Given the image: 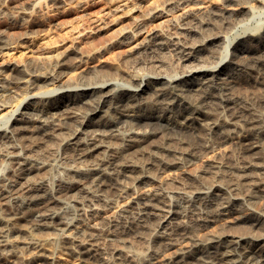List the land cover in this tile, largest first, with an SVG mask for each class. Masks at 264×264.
Listing matches in <instances>:
<instances>
[{
	"label": "bare ground",
	"instance_id": "6f19581e",
	"mask_svg": "<svg viewBox=\"0 0 264 264\" xmlns=\"http://www.w3.org/2000/svg\"><path fill=\"white\" fill-rule=\"evenodd\" d=\"M68 1L0 0V51L9 46L7 28L19 25L32 32L49 19L44 15L49 7ZM185 1L190 3L182 16L186 22H172L167 28L172 48L181 57L171 71H167L172 68L169 62L164 70L151 71L163 66L151 44L161 50L165 47L163 34L152 29L126 53L130 57L144 52V57L131 62V67L122 73L127 83L114 81L110 72L100 66L90 74H80L74 83L47 90L50 94L60 88L49 96L53 106H46L42 94L30 90L59 79L66 62L62 56L42 64L15 67L9 78L0 79V96L19 87L25 92L0 120V264H65L55 253L58 244L82 257L83 262L76 264H93L94 258H103L106 264H264V214L235 216L236 222L243 225L235 226V230L227 228L233 226L229 218L218 229L197 232L222 215L230 216L252 195L264 193V154L250 155L264 144V131L254 124L255 119H264V115L254 112L257 102L264 104V90L257 101L253 94L251 98L230 91L234 79L248 69H264V32L246 34L223 52L225 36L221 28L250 15L253 4L224 0L222 5L205 6L202 0ZM254 1L255 5L264 6V0ZM86 8L83 6L81 11ZM158 12L149 10L146 18L158 16ZM200 15L207 19H199ZM8 18L12 20L9 22ZM215 19L219 20L216 28L211 26ZM144 21L145 18L136 19L131 28L121 33L119 42L132 40L145 27ZM141 65L151 70L141 69ZM30 95L34 99L30 100ZM3 105L6 104L0 101V107ZM218 107L230 110L235 117L245 112L252 115L247 120L251 126L237 135V144L244 153L241 163L226 166L211 159L206 167L190 171L174 184L170 181L161 187L160 182L154 189L135 190V185L151 172L154 162L167 165L173 159L169 157L184 155L186 143L192 145L193 137L198 136L193 130H203V135L205 130L218 131L225 136L226 124L210 115L211 109ZM170 132L182 136L167 134ZM157 135L161 138L153 155L139 150ZM38 148L54 154L63 148L74 163L65 164L54 176L33 179L32 173L50 165L39 160L42 151ZM152 174L155 176L156 172ZM76 188L71 200L64 202L62 197ZM114 191L134 193L130 202L136 207L130 204L118 211L123 218L129 219L131 214V220L119 221L120 228L112 224L114 219L110 222V217L105 223L101 219L95 221L104 207L115 201L109 195ZM195 201L201 215L197 212L198 216H189L174 225L173 220L186 216V206ZM171 223L174 226L170 227ZM256 227L260 228L250 230ZM39 228H52L55 232L44 238L30 235L27 241L21 238L24 245L20 243L17 233ZM129 233L143 238L144 252L128 249L127 245L133 247L137 242L127 237ZM163 240L164 247L179 246L160 257Z\"/></svg>",
	"mask_w": 264,
	"mask_h": 264
},
{
	"label": "rangeland",
	"instance_id": "374dc122",
	"mask_svg": "<svg viewBox=\"0 0 264 264\" xmlns=\"http://www.w3.org/2000/svg\"><path fill=\"white\" fill-rule=\"evenodd\" d=\"M83 1L84 0H69L67 3L62 2V4L57 6L52 5L48 8L47 13L44 12V15L49 19L44 21V23L40 27H38L32 32L26 30L23 26L19 25H12L10 26V28H7L8 31L5 32V36L7 37V41L9 40V46L8 48H5L0 51V79L9 78L11 76V73L13 72V68L15 67H22L30 63L42 64L48 61L58 59L59 57L61 58L62 56V58H64V61L66 62L64 69H62V72L59 76V79L54 83L47 82L45 84H42L40 87H36L30 90V93L37 92L42 94L43 97L41 98H44L43 101H46V106H53V104H50V101H48L49 98H51L49 96L50 94H55L59 92L60 88L56 92H51L50 94L46 92L47 90L53 88L54 85H57L58 87H64L69 83H74L80 74H90V72L95 68L102 67L101 69L110 72V76L114 81L120 84L127 83L128 79L125 74L122 73H124L129 67H131V62L132 64H134V62L139 60V58H142V56L144 57V52L140 51L141 53H137L140 56L136 55L135 53L130 55V57L126 53L130 50L131 47L137 45L140 41H143L152 29H157L163 34L162 40L165 44L164 48L166 51L164 50V48H162L161 50V48H159L157 44H151L153 45V54L157 55L158 57L157 58L156 56H154V58L156 57L157 60L160 59V61L163 63V66L154 67L152 70L148 69L145 65H141L140 68L151 70L153 72L164 70L169 64L172 68L167 71H171L173 70V68H176V66L180 62L181 57L180 53L174 51V49L172 48L173 45L171 43V40H169V33L167 28H169V24H172V22L182 23V19L184 20L183 23L186 22V19L183 17L186 13L188 6H190V3H187L185 0H87L86 3L84 2L83 4V6H87V8L84 11H81V8H83V6L79 5ZM225 2L226 1L224 0H202L201 4L205 6L211 5L213 3L222 5ZM237 2H247L249 4H253L254 8L250 15H247L246 17L240 20L234 21L226 29L223 27L221 28L223 29V35L225 36L223 52L227 51V48L229 49L233 43H236V41H238L246 34H256L264 32V6L255 5L254 0L253 2L252 0H236L235 3ZM149 10H158V16L152 17L151 19L146 18ZM78 13H82V15H79ZM139 18L146 19V21H144L146 22L145 27L142 29V31L137 33V35L130 41H125L123 43L119 42L118 39L121 33L124 32V30L131 28L133 22ZM199 19L206 20L207 17L206 15H200ZM8 20L10 22L12 19L8 18L7 21ZM211 26L215 28L219 27V20L215 19ZM158 50L161 55L157 54ZM135 56L137 58H135ZM161 56L164 58V60ZM247 71L248 72L245 71L244 75L236 77V79L239 78L237 79L238 81L234 79L235 81L232 83L233 85L230 86V91L234 94H243L249 97H251V95L253 94L252 96L256 98L257 101V97L260 96L264 90V69L252 68L248 69ZM233 86H235V88ZM232 87L234 89H232ZM23 90V87H19L17 89H14L12 92L9 90V92L5 96H0V101L6 104L0 107V120L5 117V115L10 111L11 108H14L20 102L23 97V94H25ZM31 97L32 95L28 96L30 100L34 99V97ZM38 99L39 98H37V100ZM262 103L257 102L254 110V112H258V114L260 115H264V104ZM50 110L51 112L52 110L54 111L53 108ZM230 112V110L224 109L222 107L211 109L210 115H212V119L221 120L220 122L226 124L228 130L225 131V133L227 132L225 136H222V134L218 131L209 132L207 130H205L204 136L203 130H197L198 128L193 130L195 131V133H197L198 136L193 137L194 141H191L193 142L192 145H189L191 143H186V147H184L185 149H183L184 155L176 154V156L169 157L170 159L173 158L171 159L173 161H171L173 165L171 163L167 165H161V163L154 162L155 167H151L152 169L149 170L151 172L148 173L151 174L152 177L146 173L148 176L146 175L142 179L143 181L141 180L135 185V190H139V192H142L148 190L149 188L154 189L160 186V182L161 187L163 186V184H166L170 181H173L172 184H174L177 180H182V177H185L188 173H191L190 171L194 172L198 169L200 170L206 167V164L212 160H217L226 166L239 165L243 159L244 153L242 152L240 145L237 144V135L240 134L243 130H246L249 126H251V124L247 123V120L251 119L250 117L252 115L250 112H245L242 113V115L235 117L231 115ZM12 118L13 116L11 117V120ZM255 120L256 121L254 122V124L256 126H259L264 131V119H260V121L258 119ZM167 134H176L177 137L182 136L181 133L176 132H170ZM159 137L161 138V136L159 135H157L153 139L150 138L149 140H147V142L143 143L140 146L141 148L139 147V150H144V152L146 151V155L149 153L153 155L155 153V150L157 149L155 147L158 143H160L158 142V140L160 141ZM37 150L39 152L42 151V157H39V160L42 159L44 161H47L50 165H47V168H41V171L38 170L35 173H32V178L34 176V178H38V176L39 178L42 176H54L55 174H57L58 171L63 169L61 167L65 166V164L67 166H70L72 165V163H74L72 157H70V155H68L63 148H60L55 154L50 152H43L41 148H38ZM263 154L264 144L262 147L256 148L250 155L262 156ZM0 164H2L1 161ZM152 172H156V175L154 176ZM167 177H170L169 181ZM174 178L177 179L175 180ZM76 191L77 188L73 192H70L69 195L63 196L62 200L64 202L70 201V195L75 194ZM109 195L111 197H114L115 201L112 202L111 206L104 207V209L99 214V216H97V219H95V221L101 219L103 223L105 220H111L110 222H112L114 219V223L112 222V224H117L116 226L120 228L122 223H124L126 220H131V214H129L128 219L127 217L123 218V214L119 213L126 205L130 206L131 204V207H136L134 203L132 204L130 202L133 198L132 196L134 195V193L127 192L119 194L114 191L109 193ZM178 200L180 201V198H178ZM196 203L197 202L195 201V203H192V206H186V216L177 217L176 220H173L175 223L174 225H176V223L178 222H181L182 219L188 220L189 216L196 217L198 215H201L199 209H197L199 206H197L198 204L196 205ZM187 208L189 209L188 211ZM249 212H254L256 214H264V193L252 195L245 203L241 204L235 212H231L230 216L224 217L222 215L216 221H213L212 223H209L206 226H199L197 230L200 227L201 228L196 231L199 233H206L209 230L212 231L218 229L221 227V224L223 226V224L227 222L225 220L229 218L231 219V221L229 222L233 223V226L231 224L228 225L227 228L231 227V230H235V226H238L237 228H239L240 224L241 226H243L242 223L236 222V217L243 216L244 214ZM109 217L110 220L108 219ZM119 221H122V223H120ZM152 224H154V222H152L151 225ZM174 225L173 223H171L170 227ZM259 228L260 227L250 228V230L255 232ZM53 232H55V230L52 228H39L31 230V232L30 230L29 232L21 231L17 234L18 239L21 240L20 243L24 245L22 239H24V241H27L28 239H30V235L44 238L43 236H47V234H51ZM15 234L16 233H13V236H15ZM134 234L136 233H129L127 234V237L129 238L130 236L131 239H135V242L137 241L136 245L133 244V247H131V245L126 244L127 246H130L129 248H126H128L129 250H143L144 252L146 248H144L141 243L143 241V238L137 237L139 235H135V237H137L136 240ZM145 235L148 237L149 233L147 232V234ZM100 238L103 237L101 236ZM139 239L140 241H138ZM163 241L164 242L162 243V247L158 251L160 257L169 255L170 253L174 252V249L179 246V244H169L164 247L165 240ZM20 243H18V246H20L19 248L21 250H24L23 247H21L23 245H21ZM137 245H140V247L142 246V248H137ZM18 246L15 247L17 250H19L17 248ZM51 246L53 247L55 245L51 244ZM56 246L55 253L61 258L63 262H65V264H76L83 262L82 257L77 252L69 250L65 245L63 246L61 244H58ZM150 250H147L146 252H149ZM91 260L93 264H106L103 258H94Z\"/></svg>",
	"mask_w": 264,
	"mask_h": 264
}]
</instances>
